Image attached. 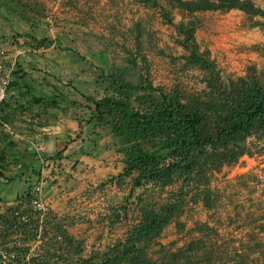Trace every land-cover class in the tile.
Wrapping results in <instances>:
<instances>
[{
  "label": "crops",
  "instance_id": "crops-1",
  "mask_svg": "<svg viewBox=\"0 0 264 264\" xmlns=\"http://www.w3.org/2000/svg\"><path fill=\"white\" fill-rule=\"evenodd\" d=\"M146 16L163 21L142 0H0V46L12 68L0 104V252L15 249V259L5 255L4 262L81 264L136 220L142 187L130 190V177L118 175L124 162L116 138L86 120L84 96L108 93L106 74L126 70V40L142 38ZM39 181L43 213L25 196ZM201 188L148 249L155 241L177 249L187 230L184 247L193 250L195 239L207 238L205 228H214L264 264V157L242 154Z\"/></svg>",
  "mask_w": 264,
  "mask_h": 264
},
{
  "label": "trees",
  "instance_id": "trees-1",
  "mask_svg": "<svg viewBox=\"0 0 264 264\" xmlns=\"http://www.w3.org/2000/svg\"><path fill=\"white\" fill-rule=\"evenodd\" d=\"M142 1L157 7L162 20L181 35L178 41L188 50L186 59L203 70L205 85L201 90L186 91L154 85L146 77L133 83L120 67L106 74L108 93L84 96L91 103L86 120L108 128L116 138L124 162L118 175L130 177V190L134 186L142 190L136 194L138 216L124 236L83 258L81 264H168L166 260L155 261L148 246L162 226L178 214L190 189L192 197L203 190L198 187L206 183L211 170L243 153L251 154L252 146L258 151L264 148V74L248 70L221 80L218 67L205 51L198 50L193 35L195 11L236 8L250 18L258 16L252 25L264 27V8L252 0ZM171 8L181 16L177 21H173ZM259 50L264 52V44ZM2 146L11 147V141ZM175 181H179L177 188L164 201L144 200L145 185L162 190ZM25 196L30 199L32 194L26 191ZM8 213L15 220L13 210ZM13 250L0 252V264H9L4 262L9 253L10 259H15Z\"/></svg>",
  "mask_w": 264,
  "mask_h": 264
},
{
  "label": "rangeland",
  "instance_id": "rangeland-1",
  "mask_svg": "<svg viewBox=\"0 0 264 264\" xmlns=\"http://www.w3.org/2000/svg\"><path fill=\"white\" fill-rule=\"evenodd\" d=\"M252 1L264 8V0ZM171 12L173 20L177 21L179 15L173 13L172 8ZM256 18L259 17L250 18L236 8L226 11L202 10L194 13L196 26L193 35L198 50L205 51L213 60L219 69L221 80L225 81L229 77L245 74L248 70L264 74V52L259 50L264 44V27L252 25V20ZM145 27L147 28L138 41L131 38L126 40L127 45L130 46L128 55L123 57L126 77L133 83L140 77H146L152 84L166 88L177 86L186 91L201 90L205 85L203 70L186 59L188 50L180 45L178 40L181 35L173 25L163 21L157 24L156 18L153 23L152 17L146 16ZM249 139L250 137H247V142ZM251 150L252 155L261 154L264 157V148L258 151L252 146ZM238 158L227 164L236 162ZM219 169L211 170L208 173V179L214 171ZM178 184L179 181H175L167 184L162 190L157 187L147 189L143 198L147 202H162L169 192L177 188ZM191 193L193 188L185 197L184 202L188 200L185 204L191 202L198 192L190 197ZM184 202L178 216L183 209H189V206L184 208ZM205 231L207 238L195 239L193 250H187L184 247V240L189 233L184 230L182 237H186L181 239L182 245L177 249L172 250L170 246L157 244L155 241L149 247L148 253L158 261L166 260L168 264H229L228 262L234 259L241 260L239 264H255V259H258V256L250 254L251 252L236 251V246L240 243L235 244V238L226 243L222 239L223 235L216 229L205 228ZM256 244L259 243H253L255 247H258ZM261 245L262 243L259 244Z\"/></svg>",
  "mask_w": 264,
  "mask_h": 264
},
{
  "label": "built area",
  "instance_id": "built-area-1",
  "mask_svg": "<svg viewBox=\"0 0 264 264\" xmlns=\"http://www.w3.org/2000/svg\"><path fill=\"white\" fill-rule=\"evenodd\" d=\"M7 50L8 49L0 46V104L5 96L7 85L11 79L12 68L10 65L6 64V59H5L7 56ZM0 124L5 125L4 122L1 121V119H0ZM40 144L41 143L37 145L38 150L40 149ZM40 191H41V183L39 181L33 184V186L30 189V192L32 194V196L30 197V204L34 210L43 213L45 211V205L38 196ZM8 256L11 257L12 253H9Z\"/></svg>",
  "mask_w": 264,
  "mask_h": 264
}]
</instances>
